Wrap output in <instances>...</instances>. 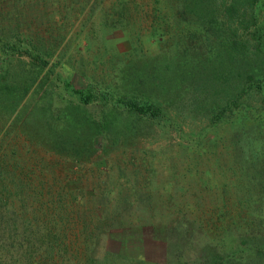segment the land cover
<instances>
[{"label":"rangeland","instance_id":"obj_1","mask_svg":"<svg viewBox=\"0 0 264 264\" xmlns=\"http://www.w3.org/2000/svg\"><path fill=\"white\" fill-rule=\"evenodd\" d=\"M91 3L83 9L70 0H26L28 17L15 28L0 5L1 35L15 38L0 41V62L11 46L41 45L60 74L47 99L62 105L73 97L66 80L104 88L117 83L127 58L211 41L198 22L176 17L168 0ZM256 12L264 40V0ZM24 25L58 36L24 41ZM261 97L216 126L187 114L159 119L125 144L100 141L86 161L22 151L12 165L16 178L0 179V196L8 188L0 237L16 238L7 264H196L207 243L229 245L233 225L223 209L252 202L264 186Z\"/></svg>","mask_w":264,"mask_h":264},{"label":"trees","instance_id":"obj_2","mask_svg":"<svg viewBox=\"0 0 264 264\" xmlns=\"http://www.w3.org/2000/svg\"><path fill=\"white\" fill-rule=\"evenodd\" d=\"M168 1L176 17L198 22L211 41L186 43L170 55L127 58L117 83L104 88L77 87L68 78L65 88L73 97L62 105L47 99L52 95L47 89L60 79L46 58L48 51L34 44L25 49L11 46L5 52L0 62V179L16 178L12 165L22 151L43 150L86 161L96 155L100 141H107L105 146L125 144L159 119L187 114L216 126L235 110L254 105L264 93V40L256 12L260 0ZM70 2L83 9L94 3ZM0 5L9 11V27L26 21V0H0ZM23 27L28 29L21 33L24 41L58 36L53 30ZM1 34L0 41H15ZM31 93L35 99L29 98ZM259 100L264 103L263 97ZM7 191L0 196V206L8 204ZM256 196L252 194L248 204L238 201L231 204L233 209H223L222 215L231 217V241L207 243L196 264H264V186ZM7 238L0 237V250L16 239ZM7 252L0 264L9 261Z\"/></svg>","mask_w":264,"mask_h":264}]
</instances>
